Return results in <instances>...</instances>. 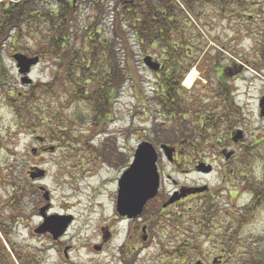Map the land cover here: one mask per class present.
Returning a JSON list of instances; mask_svg holds the SVG:
<instances>
[{
  "label": "rangeland",
  "instance_id": "rangeland-1",
  "mask_svg": "<svg viewBox=\"0 0 264 264\" xmlns=\"http://www.w3.org/2000/svg\"><path fill=\"white\" fill-rule=\"evenodd\" d=\"M243 1L250 3H240L236 17L219 16L218 8L213 3L198 5L194 13L179 3L185 13L183 19L188 28V37L191 38L195 33L198 37L193 40L194 46L189 47L194 49L191 60L195 59V65L187 77L194 73L195 79L190 88L183 84L182 96L190 106V111L183 113V118L186 119L177 116L173 123L169 115L166 119L159 116L161 110L153 98L156 89L151 87L156 81L154 72L144 63L148 56L160 58L162 49L153 50L148 45L145 47L132 38V33L126 35L124 42L129 43L133 54V58L126 61L131 62L137 81L130 79L127 82L114 102L112 115L99 128L94 127L90 121L85 103L71 101V90L66 82L59 84L60 91L57 93L55 88L51 89L53 95L41 93V99L36 103L41 109L33 112L36 115L31 121L19 118L15 114V103L11 104L9 99L15 100L28 95L31 90L23 85L22 75L13 56L17 53L36 55L41 48V41L33 34L21 33L18 41L2 42L0 246L10 247V241L14 244L16 252L11 250V264H21L17 253L22 257L33 256L41 264H181L180 261L175 262L172 255L179 242L198 236L194 220L205 209V204L201 205V198L190 199L170 209L167 214L180 218L182 223L175 225L162 221L155 230L158 236L152 237V243L148 245L141 244L144 236L142 227L150 223L152 229V226L156 227L154 224L158 225L159 219L153 223L145 217L149 216L147 211L136 222H128L116 212L118 179L132 165L139 145L145 142L151 143L160 153L159 166L163 172L165 199L176 189L168 177L179 185L205 182L214 188L222 186L224 189L222 198L215 201L218 213L212 226L223 233L222 238L225 236L224 232H229L227 238L232 241L226 248L229 252L224 249L214 250L215 240L206 235L204 238L197 237L195 244L199 250L187 256L185 264H195L206 258H210L208 264H251L255 258L264 259V202L255 207L254 211L249 210L241 215L240 208L232 209L227 206V172L224 176H219L216 172L206 177L197 175L192 169L194 164L198 165L200 162L216 165L218 172L219 167L223 166L221 162L224 159L220 154L230 141L225 135L224 127L217 130L219 134L215 132L217 136L206 143L194 133L199 132L200 118L208 109L216 108V112H225L226 106H218L221 103L217 96L220 87L216 70L228 66L231 74L234 71L238 73L235 75L234 72L225 85L235 98L234 107L237 109L233 116L228 111L229 119L243 117L246 130L244 138L240 140L244 144L242 148L233 144L238 156L232 163L235 171L245 176L247 183L253 180L255 187L264 185V117L260 115V101L264 97V0ZM73 3L76 13L72 17L74 28L71 29L74 35L70 42L74 46H82V38L93 24L98 25L105 40L115 37V32L112 33L116 24L115 1L100 0L99 11L95 0H75ZM43 6L37 8H58V2L54 0ZM118 48L117 52L124 55L123 50L119 51ZM56 66V60L42 59L30 74L33 84L48 85L54 82ZM57 116L61 121L60 126L55 120ZM59 127L66 129L64 131L68 133L69 139L55 140L60 136ZM38 137L45 138L46 144L41 146ZM182 143H186L184 152L192 153L197 150L199 156L193 153L195 158L190 160L184 159L182 155L178 156L179 166L174 168L160 151V146H170L174 151L173 148L182 147ZM52 146L56 147V151L45 153L42 150V147ZM34 149L39 153L33 152ZM179 149L181 154L183 148ZM249 149L252 150L251 153ZM241 154L249 161L243 167L237 164L241 161ZM38 170L45 171V176L32 179L29 173L37 174ZM47 193L49 200L46 199ZM249 198L248 194L237 196L236 204L242 205ZM47 205L51 206L48 217L69 214L73 218L67 234L56 243L47 233L38 235L35 232L43 223L41 209ZM13 206L22 211L21 214L15 213ZM188 209H192V212L187 213ZM164 216L163 214L161 217ZM4 230L9 234V240L5 238ZM124 246L125 249L122 250ZM135 253L137 259L134 261ZM220 256H223L220 260L223 262L214 263V258Z\"/></svg>",
  "mask_w": 264,
  "mask_h": 264
},
{
  "label": "trees",
  "instance_id": "trees-1",
  "mask_svg": "<svg viewBox=\"0 0 264 264\" xmlns=\"http://www.w3.org/2000/svg\"><path fill=\"white\" fill-rule=\"evenodd\" d=\"M5 1L0 0V45L2 42L8 40L18 41V36L21 33L33 34L36 36V39L38 38V41H41V48L36 52V55L41 57V59L49 58L50 61L56 60L57 62V73L54 82L48 85L38 83L27 86L31 90L30 94L23 95L15 100L9 99L10 103L14 102L17 107L14 106L16 108L15 114L21 119L26 118V122L28 120L31 121L33 116L36 115L33 112L39 108L36 103L41 99V93L45 92L44 94L53 95V88H55L57 93L60 91L58 89L60 87L59 84L66 82L71 90V101L74 103L83 102L87 105L90 121L96 128H99L103 122L108 121L113 112L114 102L127 82L130 79L137 81L134 69L131 67V62L128 63L126 61L127 59L130 61L133 58L129 43L125 44L124 42L126 35L132 33V38L144 44L145 47L148 45L153 50L156 48L162 49V56L158 58L162 64L159 71H153L145 66L154 72L156 81L152 83L151 87L156 89V94L153 98L161 110L159 116L166 119L169 115L171 123H173L177 120V116L183 118V113L187 114L190 111V106L182 96L184 93L182 82L195 65V59L191 60L194 49L189 47L194 46L193 40L198 37L197 33L193 34L191 38L188 37L186 33L188 28L183 19L185 18V13L179 3H182L185 9L191 13L196 11L198 5L206 6L213 3L218 8L219 16L228 15L232 17L238 15L237 6L240 3H250L243 0H179L180 2L178 0H113L116 3V24L112 31V33L115 32V37L105 40L103 32L97 28L98 25L93 24L88 27L87 35L82 38L84 40L82 46L77 47L70 42L74 35L71 28H74L72 27L74 23L72 17L76 13V7L73 3L75 0H57L58 8L45 10L43 8L38 9L37 7L54 0H21L18 3H7ZM95 1L96 9L99 11L101 5L98 3L100 0ZM112 40H114L113 43ZM117 47H119V51L123 50L124 55L117 52ZM217 67H220V65ZM216 71L221 76H224L221 79L222 82L218 79V87L220 88L217 95L223 98V104L217 105L219 107L222 106V108L226 107L224 113L216 112V108L214 110L208 109L203 113L204 116L200 118L201 127L198 129L199 132L196 133L195 131L194 134L198 135L204 143L217 136L216 134H219L217 130L220 128L224 127L226 135V126L229 123L228 111L230 112V116L234 115L225 102L224 96L227 91L229 93V90L225 88L224 83L226 79L229 82L233 77L232 74L236 71L231 74V68L228 66ZM2 74L3 71L0 73V84L2 83ZM218 74L217 76H219ZM237 74L236 72L235 75ZM46 91L51 93H46ZM10 98L12 97L10 96ZM138 107H141V105ZM183 119L186 118L184 117ZM55 120L58 122V126H60L61 121L58 116L55 117ZM62 126L64 127V125ZM64 130L60 127L58 128L60 136L55 138L56 141L69 139L68 133ZM181 146L183 153L181 152L179 156L182 155L181 157L184 159H194L193 153H197L199 156L197 150L192 153L191 151L184 152L186 143H182ZM252 147L254 149V146L250 148ZM249 151L250 153L252 152L250 149ZM246 159L241 154L242 164L249 162ZM249 185L256 193L254 206L259 207L264 202V185L255 187V181L253 180L250 181ZM13 207L15 213L21 214L22 211L18 210L15 206ZM217 213L218 209L216 205L210 204L208 207H205L202 214L194 220L197 223L198 236L193 237L191 240H182L176 245L172 255L175 262L181 261L184 252L187 257L199 250L195 244L197 241L195 239L197 237L204 238L205 235L217 242V244L214 242V250L224 249L225 252H229L226 249L232 244V241L230 242L227 238L229 232H224L225 236L222 238L223 233H219L212 226L213 219ZM162 221L175 225L182 223V220L178 217L162 218L159 220L158 225L155 222L156 224L154 225L156 227L152 226L153 236H158V232H155V230L159 228ZM4 234L5 238L9 240V234L6 231ZM192 240H195V242L192 243ZM9 244L10 247L6 245L0 246V264H11L13 260L11 250L16 252V249L11 241ZM17 256L21 260V264H41L33 256L22 257L19 253H17ZM134 256L135 261L137 253ZM251 264H264V259L260 258L258 260L255 258Z\"/></svg>",
  "mask_w": 264,
  "mask_h": 264
},
{
  "label": "flooded vegetation",
  "instance_id": "flooded-vegetation-1",
  "mask_svg": "<svg viewBox=\"0 0 264 264\" xmlns=\"http://www.w3.org/2000/svg\"><path fill=\"white\" fill-rule=\"evenodd\" d=\"M29 57H34V56H29ZM153 58H154L155 61L160 62L155 57H153ZM40 60H41V58H40ZM56 68H57V66H56ZM218 75H219L218 76L219 80L222 82L221 79L224 76L223 75L221 76L220 73ZM226 82H227V80L225 81L224 85H227ZM183 84L184 83L182 82V88H183ZM219 98H220L219 102L222 104L223 103L222 102L223 98H221V97H219ZM224 98L226 100L225 101L226 104L230 107V110L234 114H236L237 113V109L234 107L235 98L232 97L231 94L228 93V91H227L226 95L224 96ZM244 127H245V119L243 117L238 118L237 120L234 117H231L229 119V123H228V126H226V128H227V136L229 137L230 141L228 142L229 144L226 145L225 147H223V149L221 151L220 157L222 159H224V161L221 162L223 164V166L219 167V172H218V168H217L216 165L215 166L212 165V169L209 172L199 171L197 169V165L196 164H194L193 165L194 167L192 168L194 170V173H196L197 175L206 176V177L211 176V175H213L216 172L218 173L219 176H224L225 173L227 172V181H226V186H227L226 187L227 206L232 208V209L233 208H235V209L240 208L241 215H243L245 212H248L249 210H253L256 207V206H254V204H255L254 201H255V196H256L255 190H253L250 187L249 183L246 182L245 176L242 173H240L239 171L238 172L235 171L234 163H232V160L235 159L237 157V155H238L237 152L234 150L233 144L234 145H239L240 148H242V146L244 145L243 141H240V140H238L240 142L237 141L238 143H235L234 137H236L238 132H244L245 133L246 130H245ZM243 138H240V139H243ZM38 139H39L40 143H42L41 146L46 144V139L45 138L39 137ZM179 148H182V147L173 148V150H174L173 151L174 161H172L171 165L174 168L179 166V159H178L179 152H180ZM47 149L48 148H43L42 147V150L45 153H48ZM34 150H35V152H37V149H34ZM224 150H227V151L230 150V151L234 152L233 156H231L229 161L225 160L224 155L222 154V152ZM38 153H39V151L36 154H38ZM160 161L161 160H160V153H159V161H158L157 165H158L159 174L161 176V180H160V187H159L157 196L155 198H153V199L148 201L147 205L145 206V208L143 210L142 215L139 218L144 216L145 213L147 211H149V216L145 215V217H148L154 223L158 219L160 220V219L165 218V217H171L170 214H167L170 211V209L176 208L177 206L182 205L184 202H186V201H188L190 199L201 198V205H203V203H204L205 207H208L210 204H214L215 205V201H218L219 199L222 198V195H223V192H224V189L222 188V186L214 188L213 186H211V185H209L208 183H205V182H197V183H194L193 185H179V183H177L174 179H172L171 177H168V179H170L171 182L175 185L176 189L173 191V193L171 195H169L168 199H167V196H166V199H167L166 200L165 199V194L163 193V190H164V183H163V177H162L163 172L161 171L160 166H159V162ZM237 164L242 165V167H243V165H245V164H242L241 161L237 162ZM185 172H187V171H185ZM119 181H120V178L118 179V182H117L118 192H119ZM243 194L244 195L248 194L250 196L249 200L246 203H243L242 205L236 204V202L238 201L237 200V196L242 197ZM117 198H118V194H117ZM173 199H174V202L172 204H169L168 206H165L171 200L173 201ZM115 200H116V203H117V199H115ZM116 212H118V211H116ZM186 212L187 213L192 212V209H188ZM163 214L165 216L161 217ZM176 215H177V213H176ZM178 216H180V213H178ZM123 219L125 221H128V222H132V221L136 222L137 218L129 219L128 217H124L123 216ZM141 232L144 235L142 237V243L141 244L142 245H148L150 242L152 243V237H154V236L152 235L151 224L149 223V224L145 225L144 227H142ZM133 238H134V236H133ZM194 242L195 241L192 240V243H194ZM125 246L122 248V250L125 249ZM146 247L148 248L149 246H146ZM211 256H213V254ZM186 258L187 257H186L185 252H184L183 256L181 258V261H180L181 264H185L187 262ZM222 258H223V256H220L219 258H214V263H216V262L222 263L223 261H220V260H222ZM209 259L210 258H206V259H204L202 261L199 260L197 262H201L202 264H208Z\"/></svg>",
  "mask_w": 264,
  "mask_h": 264
},
{
  "label": "water",
  "instance_id": "water-1",
  "mask_svg": "<svg viewBox=\"0 0 264 264\" xmlns=\"http://www.w3.org/2000/svg\"><path fill=\"white\" fill-rule=\"evenodd\" d=\"M14 59L17 63L19 73L23 75V83L30 85L33 83L32 79L28 76L31 73V69L37 66L40 59L39 57L29 58L24 54H15ZM144 63L147 67L153 71H159L160 64L153 61L152 57H146ZM262 111L261 116L264 117V98L261 100L260 104ZM241 132L237 134V138H242ZM237 138L234 140L237 142ZM161 149L164 151L166 158L169 161H173V151L167 145H162ZM49 151H55V147H50ZM35 152V150L33 151ZM234 153L223 151V155L229 159ZM158 152L156 148L151 143H142L139 145L138 149L134 155V161L129 169L122 175L119 181V192L117 198V211L121 216L128 217L129 219L137 218L141 216L145 206L148 201L157 196L160 187V174L158 172ZM199 171L209 172L211 167L207 166L204 162L197 166ZM45 176V171L38 170V173H31V178H42ZM46 199L49 200L48 193L46 194ZM174 202L171 200V203ZM169 204L165 205L168 206ZM50 205L45 206L41 209V215L44 222L35 232L39 234L50 233L55 241L59 240L65 235L69 225L72 222V217H58L50 216L48 217L47 211ZM67 254V250H66ZM197 264H202L197 262Z\"/></svg>",
  "mask_w": 264,
  "mask_h": 264
},
{
  "label": "bare ground",
  "instance_id": "bare-ground-1",
  "mask_svg": "<svg viewBox=\"0 0 264 264\" xmlns=\"http://www.w3.org/2000/svg\"><path fill=\"white\" fill-rule=\"evenodd\" d=\"M187 77V76H186ZM185 77L186 82H185V85L190 88L194 82V79H195V74L194 73H191L187 78Z\"/></svg>",
  "mask_w": 264,
  "mask_h": 264
}]
</instances>
